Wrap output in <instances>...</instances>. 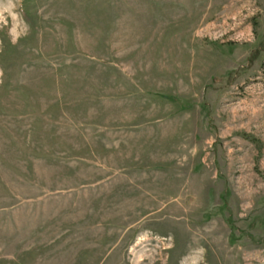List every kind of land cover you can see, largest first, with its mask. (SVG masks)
I'll return each instance as SVG.
<instances>
[{
  "label": "rangeland",
  "instance_id": "374dc122",
  "mask_svg": "<svg viewBox=\"0 0 264 264\" xmlns=\"http://www.w3.org/2000/svg\"><path fill=\"white\" fill-rule=\"evenodd\" d=\"M0 264H264V0H0Z\"/></svg>",
  "mask_w": 264,
  "mask_h": 264
}]
</instances>
